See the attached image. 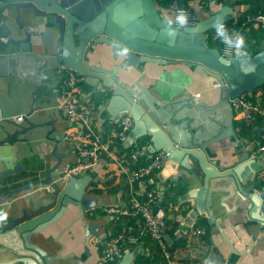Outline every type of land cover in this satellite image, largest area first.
<instances>
[{
  "label": "crops",
  "instance_id": "1",
  "mask_svg": "<svg viewBox=\"0 0 264 264\" xmlns=\"http://www.w3.org/2000/svg\"><path fill=\"white\" fill-rule=\"evenodd\" d=\"M75 1L80 0H65L68 5H73ZM236 3L237 0H226L225 4L237 10ZM198 5V1H195L197 9ZM9 15V20L4 22H8L12 31L11 37L24 41L29 34L32 41L11 45L7 50L0 46V56L28 53L33 51L32 45L40 49L46 48L44 42H49L50 37L45 33L50 29L42 26L43 18L35 17L29 10H23L20 18L23 28H20V24L17 23V12L10 11ZM201 17L207 18L204 14ZM4 33L6 30L1 29L0 35ZM2 41L6 43L8 39L3 38ZM48 48L53 50L51 46ZM13 62L0 63V174L21 169L18 173L0 180V197H6L13 191L44 181L47 171L60 162L59 170L52 175L54 180L58 181L62 168L78 161L73 142L65 139L67 132L77 129V125L64 119L57 108L58 90L65 77L64 71L60 69L47 72L43 83L39 69L32 65L31 58H21V65L17 70L19 75L12 72ZM145 69L148 75L143 85L149 87L151 93L161 102L183 96L194 97L200 102V105L194 104L192 109L177 112L179 104H170L165 111L158 109L163 115V127L168 133L187 144L193 138L196 142L206 141L218 135L223 129L233 127L235 138L222 141L209 149L212 160L224 169L231 168L237 164L241 156L238 149L244 147L252 158L258 160L254 165L256 170L254 177L247 173L249 178L245 190L264 194V187L260 185L264 177V154L258 153L264 128L241 119L229 105L219 82L205 74L200 67L183 64L162 67L148 65ZM135 76L138 78L140 74L135 73ZM79 99L80 105L93 109L91 124L93 129L104 140H110L119 130V125L118 120L112 118L106 110L109 97L95 95L84 82L81 85ZM257 101L264 105L263 98L258 97ZM19 117H24L22 122L17 121ZM169 119H172L174 126ZM27 120L41 127L29 132L27 136L18 134L13 144L6 143L9 135L20 131V126H28ZM26 138L27 141H24ZM236 140H240L241 144L235 145ZM113 147L114 158L103 155L98 167L88 174L92 179L88 184L87 193L97 199V206L85 212L83 220H79L80 211L71 208L61 220L27 236L25 241L27 247L50 256H56L59 251H62L63 255L75 253L85 264H107L102 259L101 248L112 235L113 219L121 216L109 214L105 210L115 207L130 211L133 198L141 199L147 191L153 190L158 198L156 209L163 211L165 220L174 228L166 237L167 244L175 248L170 264H208L214 252L221 260H227L230 264H264V225L248 219L247 200H241L236 194L219 190L213 193L211 204L219 224L212 223L208 214L192 217L197 204L193 193L203 185V175L197 160L191 159L189 164L184 166L169 159L161 171L131 187L128 175L121 171L118 163L123 162L131 170L150 163L154 152L150 150L149 139L133 142L129 137L125 143ZM149 186L152 188L149 189ZM213 187L232 189L235 186L228 184L227 179H224ZM48 191H51L49 186L40 184L19 192L10 199H0V212L6 213V218L0 222L17 216L23 209H31L33 203ZM90 225L99 226V229L85 242L86 227ZM197 228L203 229L204 234L191 237L189 231ZM225 237L234 248L233 253L225 242ZM62 245L65 247L64 251ZM124 247L126 253H134L135 260L141 253L148 252L136 238H128ZM16 258L17 254L14 251L0 247V264ZM55 264L77 263L70 259L59 260Z\"/></svg>",
  "mask_w": 264,
  "mask_h": 264
},
{
  "label": "water",
  "instance_id": "2",
  "mask_svg": "<svg viewBox=\"0 0 264 264\" xmlns=\"http://www.w3.org/2000/svg\"><path fill=\"white\" fill-rule=\"evenodd\" d=\"M23 10H29L35 17L43 18L42 26L50 29L45 33L50 40L44 42L46 48L40 49L32 45L33 51L28 53L1 55L0 63L14 61L12 72L18 74L21 58H31L32 65L39 69L43 83L47 72L63 67L83 76L85 84L95 95L109 97L106 110L112 118H118L122 114L132 116L134 126L130 138L133 142L149 139L150 150L154 153L165 151L170 160L184 166H187L191 159L197 160L203 175V185L193 193L197 204L192 217L208 214L212 223L219 224L211 204L213 193L221 190L236 194L241 200H247L248 219L264 225V194L245 190L249 178L247 173L254 177V165L258 160L252 158L242 147L238 149L241 156L237 164L224 169L213 162L209 151L215 144L235 138L233 127L223 129L206 141L196 142L193 138L185 144L177 140L179 138H173L163 127V115L158 109L165 111L168 105L179 104L177 112L192 109L194 104L200 105V102L190 96L161 102L151 93L149 87L143 85L148 75L145 69L148 65L162 67L183 64L200 67L205 74L215 78L222 86L223 93L228 91L231 98L252 94L262 87L264 52L251 57V64L255 65L254 71L247 64L241 66L233 63L227 66L229 59L221 54L219 48L211 47L207 41L209 34L214 31L213 21L219 17L227 23L234 15L235 7L224 4L216 13L201 20L196 27H189L178 34L175 40H171L163 31L164 17L156 5V0H80L75 1L73 5H68L65 0H0V30H6V33L0 35L2 49L7 50L11 45H21L23 42L31 43L29 34L24 41L14 40L8 22H4L9 20L10 11H16L17 23L23 28L20 23ZM197 29L193 35V31ZM3 38L8 41L4 43ZM49 46L53 50H50ZM124 48L128 49L127 53L123 52ZM37 49L40 51L36 52ZM135 73H139L140 77L136 78ZM169 121L171 125H175L172 119ZM27 124L26 127L20 126V131L9 135L5 142L13 144L18 134L27 136L29 132L41 127L28 120ZM24 141H27V138ZM237 144H241L240 140L235 141V145ZM59 167L60 162L47 171L44 181L0 197L10 199L13 195L40 184L51 189L47 194H42L31 209H23L17 216L0 222V247L17 254L15 260L2 264H55L59 260L70 259L77 264H85L75 253L63 255L62 251H59L56 256L45 255L27 247L25 242L27 236L61 220L71 208L78 209L81 214L79 220H83L84 213L97 206V199L87 193L92 178L86 175L58 182L52 175ZM20 169L0 174V180L18 173ZM224 179L235 187L214 189L213 186ZM98 229L99 226L96 225L86 227L85 242L90 235L96 234ZM220 231L223 235L222 229ZM224 239L233 253L235 250L231 243L226 237ZM85 249L88 251V248ZM62 250H65L63 245ZM134 261V253H126L118 264H133ZM220 261V256L214 252L208 264H218Z\"/></svg>",
  "mask_w": 264,
  "mask_h": 264
},
{
  "label": "built area",
  "instance_id": "3",
  "mask_svg": "<svg viewBox=\"0 0 264 264\" xmlns=\"http://www.w3.org/2000/svg\"><path fill=\"white\" fill-rule=\"evenodd\" d=\"M172 1L170 8H159L163 17H174L177 9H184L189 14V27H196L204 16L209 17L216 13L225 3L226 0H160L163 5ZM195 1H198V9L195 6ZM244 6L235 10L231 18L233 23H237L242 13ZM249 22L255 29H264V14L251 16ZM188 27V28H189ZM242 33L241 30L235 29ZM211 32L209 36L212 34ZM208 36V37H209ZM221 54L227 58H231V52L225 50V46L219 48ZM65 73L57 96V108L62 117L67 121L77 125V129L69 130L65 139L73 142L74 152L78 157L76 163L67 164L64 166L58 177V182H66L71 178H80L88 175L95 170L103 155H108L112 158L114 155L113 145L125 143L131 135L134 121L130 114H122L116 118L119 130L116 131L110 140H104L103 137L93 129V109L80 105L79 93L81 85L84 83V77L72 70L63 67ZM224 96L228 100L229 105L234 109L238 116L248 123H253L256 117L264 119V105L259 104L257 99H264V94L261 91L252 94H244L238 98H231L228 91H224ZM24 117H19L18 122H22ZM258 153L264 154V130L261 133V140L258 147ZM169 160V155L165 151L155 152L152 160L145 166L136 170H131L119 162L118 165L121 171L128 175V181L131 187L139 182L147 179L154 173L161 171ZM158 198L155 191H147L143 198H133L130 205V211L116 209L115 207L106 209L105 211L112 215L124 216L131 213L139 217L143 221L142 234H148L164 251V255L169 264L172 259V253L168 250L166 237L174 228L165 220L163 211L157 210ZM191 231V230H190ZM189 235L198 237L204 234L201 228L193 229ZM128 240L126 234L116 235L105 243L101 251L102 259L107 264H116L126 254L124 244ZM218 264H230L227 260H221Z\"/></svg>",
  "mask_w": 264,
  "mask_h": 264
},
{
  "label": "trees",
  "instance_id": "4",
  "mask_svg": "<svg viewBox=\"0 0 264 264\" xmlns=\"http://www.w3.org/2000/svg\"><path fill=\"white\" fill-rule=\"evenodd\" d=\"M156 4L159 5V7L170 8L172 1L161 5L160 0H156ZM241 6H244L246 9L242 13L238 22L233 23L230 20L226 25L230 31L233 29H239L242 31V34L246 38L248 52L251 57L260 55L264 52V29H255L249 22V19L251 16L264 14V0H237L236 7L239 8ZM207 41L211 47H222V43L215 36V31H213L208 37ZM257 91H261L264 94V85ZM254 125H259L264 128V119L262 117H256ZM260 185L264 187V177ZM151 188L152 186H149V189ZM135 217L136 216L133 215H126L114 218L111 225L112 235L109 236L108 240L123 233L126 234L128 238H136L139 243H142L148 249V252L138 255L134 264H169L162 248L153 241L148 234H142V219ZM182 244H184L183 240ZM103 247L101 248V251L103 250ZM167 247L171 253L175 249L168 244Z\"/></svg>",
  "mask_w": 264,
  "mask_h": 264
},
{
  "label": "clouds",
  "instance_id": "5",
  "mask_svg": "<svg viewBox=\"0 0 264 264\" xmlns=\"http://www.w3.org/2000/svg\"><path fill=\"white\" fill-rule=\"evenodd\" d=\"M162 24L163 31L167 34L168 38L175 40L178 34L188 29L189 14L182 8L177 9L174 17L165 16ZM212 27L215 31V36L225 46V50L230 51L232 54L231 58L227 61V66H231L233 63L241 66L247 64L254 71L255 65L251 64V56L248 52L245 36L235 29L230 31L223 19L219 17L213 21ZM196 31L198 29L193 31V35H195ZM123 52L127 53L128 49L124 48ZM221 59L223 60L224 58L221 57ZM5 218L6 213L0 212V220Z\"/></svg>",
  "mask_w": 264,
  "mask_h": 264
}]
</instances>
